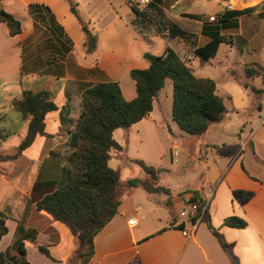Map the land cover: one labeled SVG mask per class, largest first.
Here are the masks:
<instances>
[{"label": "crops", "instance_id": "obj_1", "mask_svg": "<svg viewBox=\"0 0 264 264\" xmlns=\"http://www.w3.org/2000/svg\"><path fill=\"white\" fill-rule=\"evenodd\" d=\"M75 1L76 14L66 0H4L2 3L7 12L23 21V30L10 37L0 24V102L10 105L24 90H48L58 110L47 116L48 136H38L32 145L38 144L40 148L39 165L32 182L23 185L17 180L5 181L0 188V210L9 215L6 220L8 232L0 241V252L11 248L18 238V225L22 224L36 232L35 238L25 240L27 259L31 264H36L31 253L49 259L39 252L38 246L46 247L55 258L51 248L68 264L66 260L75 248L73 235L65 225L37 211L34 200L48 191L50 181H58L57 170L69 168L67 159L71 149L69 146L64 149L63 145L68 144L69 131L75 128L81 93L87 85L117 81L125 98L134 99L136 85L130 71L148 67L145 52L161 55L171 47L197 77L215 81L217 94L224 98L227 107L224 119L200 136L177 133L182 138L181 145L172 138L177 125L172 118V93L170 113L162 105L164 87L148 117L128 130L121 129L119 136L116 132L120 129L114 132L123 151L113 152L109 164L120 170L121 179L126 182L133 178L127 172L132 165L137 177L142 175L141 168L132 160H142L161 168L167 152L173 162L172 149L177 147V163L181 154L193 162L191 176L194 180L174 188L161 176V184L175 194L200 189L206 201L205 210L195 224L194 234L185 236L176 225L185 220L184 229H190L188 220L170 218L172 210L182 204L179 199L149 194L142 187L127 190L121 197L117 214L94 239L95 253L91 264H264V176L253 174L245 163L248 146L257 161L264 160L256 150V145L264 146V124H261L264 91L256 94L251 89L253 85L261 90L262 78L248 80L245 75L246 66L264 68V43L259 41L254 27L256 18L264 22L256 13L262 0H154L142 16H137L125 0ZM180 2V10L174 8ZM30 5L35 7L30 9ZM229 5L232 8L226 9ZM249 9L251 11L246 13ZM200 17L207 18L221 34L232 40L230 44L222 43L216 56L204 65L194 56V50L209 42V34L214 30L205 33ZM220 18L222 22H219ZM170 24L193 36L186 40L171 35ZM87 30L99 39L98 48L92 54H87L83 46ZM165 98L167 100L168 95ZM2 115L4 122L7 113ZM62 117L67 122H63ZM119 155L127 156V162ZM62 156H66L63 163ZM139 188L147 193V202L157 206L155 209L146 205L152 217L149 229L141 227L139 218L133 213L139 214L143 203L133 200L132 211L120 209L125 198H132ZM237 190L253 195L242 204L233 196ZM230 216L244 219L247 226L224 225V220ZM130 219H136L137 224L131 226ZM209 224L231 244L229 251L222 248ZM55 259L53 262H59Z\"/></svg>", "mask_w": 264, "mask_h": 264}, {"label": "trees", "instance_id": "obj_2", "mask_svg": "<svg viewBox=\"0 0 264 264\" xmlns=\"http://www.w3.org/2000/svg\"><path fill=\"white\" fill-rule=\"evenodd\" d=\"M3 1L0 0V24L10 37H15L22 32L23 21L7 12L2 5ZM66 1L71 7L77 6L75 0ZM34 7L35 5H30L29 8ZM131 9L137 16H142V12ZM250 11L249 9L245 12ZM50 17L55 22L52 14ZM191 17L199 18L195 15ZM200 19L204 23L205 33L214 30L209 34V42L194 50V56L204 65L216 56L222 43L230 44L232 40L221 34L219 28L211 25L207 18ZM218 20L222 22V18ZM80 21L86 26L85 22ZM169 30L171 35L186 40L193 36L175 24H170ZM98 44V36L87 30L83 45L85 52L94 53ZM144 59L148 63L146 69L130 71V77L136 85V97L132 100L125 98L117 81L99 82L85 87L80 96V113L75 128L69 131L68 146L71 149L67 159L69 168L63 170L62 178L56 182L52 190L34 200L37 211L44 212L54 221L62 223L73 235L75 248L68 257L69 264H91L95 253L96 235L117 214L122 195L132 188L142 187L149 194L177 198L183 206L196 204V215L187 221L189 223H196L205 210L206 201L202 198L200 189H187L175 194L168 186L161 184V174L164 171L162 168L148 165L142 160H132L141 168L142 175L124 182L120 170L112 168L109 164L113 152L123 151V147L114 138V132L117 129L128 130L133 124L148 117L168 79L171 80L173 87L172 118L185 134L200 136L213 124L222 121L227 113L224 98L217 94L215 81L197 77L187 62L171 47H167L161 55L145 52ZM245 75L248 80L260 76L263 88L259 90L252 85L251 89L256 94L264 91L263 67L246 66ZM13 104L22 119L28 121L27 131L16 152L0 155V162L18 159L34 144L38 136H48L47 116L58 110V105L48 90L39 92L24 90L21 97L14 99ZM4 118V115L0 114V124ZM62 121L67 122L64 117ZM14 133L13 129L0 127V142ZM119 156L125 161L128 159L127 156ZM0 174H4L1 169ZM252 195V192L242 190L233 193L234 198L242 204L247 203ZM8 216L0 210V241L8 232L6 225ZM224 225L245 228L247 222L240 217L230 216L224 220ZM176 226L183 230L185 220ZM209 229L222 248L229 251L231 244L225 242L219 230L210 224ZM17 236L11 248L0 252V264H31L27 259L25 240L35 238L36 232L19 224ZM37 248L41 254L56 261L46 247ZM11 249L15 253H12Z\"/></svg>", "mask_w": 264, "mask_h": 264}, {"label": "rangeland", "instance_id": "obj_3", "mask_svg": "<svg viewBox=\"0 0 264 264\" xmlns=\"http://www.w3.org/2000/svg\"><path fill=\"white\" fill-rule=\"evenodd\" d=\"M181 7H182V4L180 2L174 8L180 10ZM227 8L228 7H226V9ZM254 27L257 29V32L259 35V41L261 43H264V22L261 19L256 18L254 22ZM165 84L166 86L163 92L161 93V101H162L164 110L168 109V112L170 113V105H171L170 96H171V93L173 92V87H172V82L169 79L166 81ZM166 95H168L167 100L165 98ZM14 99L11 101L10 105L9 103L7 104V103L0 102V114L2 115L4 112L7 113V119L3 123L0 124V127L15 130V133L13 135H11L5 141L0 142V155H8V154L15 153L27 129L28 121L23 120L21 115L15 110L14 104H13ZM172 123L175 124L174 122ZM49 130L51 131V128H49ZM122 131L123 130L121 129L117 130L116 135L117 136L121 135ZM244 131H247V129H244ZM247 132H244V134L246 135ZM177 133H183V132H181V130L176 125L175 128L173 129L172 138H176L179 141V143L182 145V138L179 137ZM228 136L231 137L230 135ZM38 146H39L38 144L32 146V148H30L24 153L22 158H19L17 160H9V161L0 162V169L4 172V174H6V175H0V188H2V186L5 185V181L14 182V180H17L18 182H21L23 185H26V184L28 185L32 182V180L34 179L35 172H36V167L39 165V161L37 160V158L40 154V148ZM67 146L68 144L63 145L64 149H66ZM256 150L260 156H263V159H264V146L256 145ZM62 157H61V160H62L61 162L63 163L64 158H66V156H62ZM245 163H246L248 170L251 171L253 174L259 177L264 176V160L257 161L254 158L251 148L249 146L247 147L245 151ZM192 164L193 162L190 160V158L183 154H181L180 162L174 163L171 161L170 153L167 152L165 158L163 159V162L161 163V168L164 170L161 174L162 180H165L167 183H169L174 188H181L185 186L186 184L191 183L194 180L191 176V174L193 175V169L191 167ZM134 169L135 168L133 165L127 169V172L133 178L134 176L136 177L138 176L134 172ZM57 173L59 176L57 177L58 178L57 180H59V178H61L60 177L61 173L63 174L64 172L57 170ZM56 182L57 181L49 182L50 188H48L47 192L52 190ZM146 197H147V193L142 188H139L138 192H136V194L132 198H127V197L125 198L120 209L129 208V210L132 211L133 210V207H132L133 200L139 203H143L144 205L140 213L139 214H136L135 212L133 213L135 214L134 216L139 218L141 227L149 229L151 227L150 219H152V217H150L151 213L147 209L148 207L146 205L150 207H154L155 209H157V206H155L154 204L150 202H147ZM183 209H185V206H183V204H180L179 206H177L176 209L172 210L170 214L171 215L170 218L177 219L178 221L182 220V218L178 217L177 215L180 214ZM158 211L163 212L164 210L158 209ZM142 217H144V219H141ZM50 250L53 256L59 259V262H53L49 259L45 260L43 258H39V256H35L33 253H31V258L35 260L36 264H66L61 259V257H58V254L54 252V250H52L51 248ZM11 251L12 253H15L13 249H11ZM66 261L68 263V258Z\"/></svg>", "mask_w": 264, "mask_h": 264}, {"label": "built area", "instance_id": "obj_4", "mask_svg": "<svg viewBox=\"0 0 264 264\" xmlns=\"http://www.w3.org/2000/svg\"><path fill=\"white\" fill-rule=\"evenodd\" d=\"M127 4L131 7L136 9L139 12H145L150 5L153 3L154 0H125ZM228 8H232V5H229ZM257 15H259L264 20V0H262L256 9ZM211 20H214V18H210ZM261 124H264V117L261 119ZM172 160L173 162L177 163L179 160V149L177 147H174L172 149ZM197 211V205L196 204H188L185 206V209H183L180 213V217L185 218L186 220L191 219L192 217H195ZM129 224L131 226H135L137 224L136 219H130ZM195 224L196 223H190L191 228L190 229H183L182 232L185 236L191 237L195 232Z\"/></svg>", "mask_w": 264, "mask_h": 264}, {"label": "water", "instance_id": "obj_5", "mask_svg": "<svg viewBox=\"0 0 264 264\" xmlns=\"http://www.w3.org/2000/svg\"><path fill=\"white\" fill-rule=\"evenodd\" d=\"M71 11L74 13V14H76V9L73 7L72 9H71ZM86 30V29H85Z\"/></svg>", "mask_w": 264, "mask_h": 264}]
</instances>
